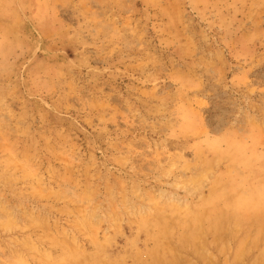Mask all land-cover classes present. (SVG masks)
Listing matches in <instances>:
<instances>
[{"label": "rangeland", "instance_id": "1", "mask_svg": "<svg viewBox=\"0 0 264 264\" xmlns=\"http://www.w3.org/2000/svg\"><path fill=\"white\" fill-rule=\"evenodd\" d=\"M0 264H264V0H0Z\"/></svg>", "mask_w": 264, "mask_h": 264}]
</instances>
